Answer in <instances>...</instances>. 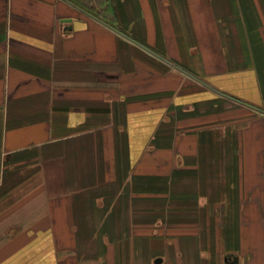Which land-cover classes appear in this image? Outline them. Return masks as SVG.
Masks as SVG:
<instances>
[{
	"label": "crops",
	"instance_id": "0c3cea01",
	"mask_svg": "<svg viewBox=\"0 0 264 264\" xmlns=\"http://www.w3.org/2000/svg\"><path fill=\"white\" fill-rule=\"evenodd\" d=\"M0 264H264V0H0Z\"/></svg>",
	"mask_w": 264,
	"mask_h": 264
},
{
	"label": "water",
	"instance_id": "95a60500",
	"mask_svg": "<svg viewBox=\"0 0 264 264\" xmlns=\"http://www.w3.org/2000/svg\"><path fill=\"white\" fill-rule=\"evenodd\" d=\"M95 20H97V19L95 18ZM97 21H99V20H97ZM99 22H100L101 24H103L105 27H107L109 30H111V31H113L114 33H116V34H118L119 36H121L123 39H125V40H127V41H129V42H133V41H131L128 37H126L125 35L120 34V33H119L118 31H116L114 28L108 26L107 24H105V23H103V22H101V21H99ZM133 43H134L135 45L139 46L141 49H143V50H145V51L148 52V50H147L146 48L140 46L139 44H137V43H135V42H133Z\"/></svg>",
	"mask_w": 264,
	"mask_h": 264
}]
</instances>
